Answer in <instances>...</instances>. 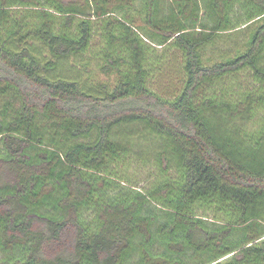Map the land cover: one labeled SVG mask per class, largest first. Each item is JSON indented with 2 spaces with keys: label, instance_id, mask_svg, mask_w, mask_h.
I'll return each instance as SVG.
<instances>
[{
  "label": "trees",
  "instance_id": "1",
  "mask_svg": "<svg viewBox=\"0 0 264 264\" xmlns=\"http://www.w3.org/2000/svg\"><path fill=\"white\" fill-rule=\"evenodd\" d=\"M0 256L264 264V0H0Z\"/></svg>",
  "mask_w": 264,
  "mask_h": 264
},
{
  "label": "rangeland",
  "instance_id": "2",
  "mask_svg": "<svg viewBox=\"0 0 264 264\" xmlns=\"http://www.w3.org/2000/svg\"><path fill=\"white\" fill-rule=\"evenodd\" d=\"M168 77L169 78H167L166 76H164L163 78L161 77L158 81L155 82L157 84L156 89H158V92H160L162 95H165V96L167 94H171L173 92L171 84L174 83L173 81H175L172 77H170V76H168ZM100 79L103 80L102 78H100ZM125 137L127 138L128 135H125ZM145 151H146V149L142 150L140 159L143 158V156L146 157ZM141 174L143 175V173H141Z\"/></svg>",
  "mask_w": 264,
  "mask_h": 264
}]
</instances>
